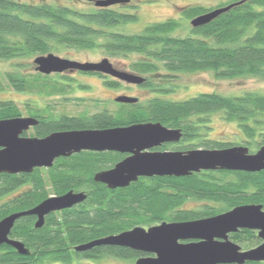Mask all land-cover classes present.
Instances as JSON below:
<instances>
[{"label": "trees", "instance_id": "obj_1", "mask_svg": "<svg viewBox=\"0 0 264 264\" xmlns=\"http://www.w3.org/2000/svg\"><path fill=\"white\" fill-rule=\"evenodd\" d=\"M132 2L117 6L133 11L138 6ZM240 2L244 3L209 25L198 29L191 26L190 35L180 37L176 34L180 27L176 19L150 24L136 34L117 32L116 28L139 20L136 11H118L117 6H95L94 10L84 12L66 4L36 5L0 0V60L46 56L57 45L72 50H102L110 57L135 56L131 65L133 71L141 75L162 74L164 79L203 71H212L221 79H264V0H231L216 9ZM216 9L194 6L184 15L194 19ZM6 78L19 93L39 92L45 88L51 89L52 94L67 95L76 87L71 79H65L64 83L41 74L30 78L18 70L7 73ZM117 81L107 82L106 86L118 88L120 81ZM143 86L151 88L156 95L146 103H117L120 110L113 115L103 111L81 117H39L33 137L153 122L182 130V142L194 143L204 136L203 130L210 129L209 117L223 113L225 120L236 123L248 139L246 144L251 153L264 147V96L247 93L226 97L205 93L171 101L164 98L168 87L156 86L148 78ZM12 104L0 102V120L22 117ZM214 146L211 150L235 147L221 143ZM125 158L114 152H82L59 159L52 169H36L30 175H0V221L11 214L33 209L50 198L46 190L49 185L55 196L70 191L88 195L83 204L47 217L41 229L35 228V217L19 220L11 238L23 242L30 256L23 257L12 247L3 245L0 246V264H74L77 259L98 261L104 257L137 260L143 255L130 249L100 247L77 253L75 247L136 227L208 219L245 205L264 208V171L141 178L128 188L116 190L94 181L96 174L114 168ZM189 203H196L198 207L188 209ZM231 239L243 249H252L261 243L253 231L234 234Z\"/></svg>", "mask_w": 264, "mask_h": 264}, {"label": "water", "instance_id": "obj_2", "mask_svg": "<svg viewBox=\"0 0 264 264\" xmlns=\"http://www.w3.org/2000/svg\"><path fill=\"white\" fill-rule=\"evenodd\" d=\"M98 8L128 4L130 0H90ZM244 2L234 3L198 16L191 26L198 29L209 25L223 14ZM36 71L44 76L81 72L110 76L129 85L142 86L146 79L114 67L109 59L99 63H80L49 54L34 60ZM118 104L135 105L138 98L119 96ZM40 123L36 118L0 120V175H30L36 169H52L61 158L82 152H114L126 158L114 168L95 175L94 181L111 190L128 188L141 178H185L202 172L264 171V147L251 154L245 146L224 150L159 151L164 146L182 142L183 132L162 123H140L105 130L55 132L45 138L25 137ZM88 198L85 192L70 191L53 196L33 209L11 214L0 221V246L7 245L23 257L30 251L11 234L22 218L35 217V228L45 226L54 213L71 210ZM240 230L258 232L261 244L249 251L230 239ZM100 247H119L140 253L135 264H247L264 263V208L245 205L208 219L185 223H162L145 229L136 227L118 235L97 239L75 247L84 253Z\"/></svg>", "mask_w": 264, "mask_h": 264}, {"label": "rangeland", "instance_id": "obj_3", "mask_svg": "<svg viewBox=\"0 0 264 264\" xmlns=\"http://www.w3.org/2000/svg\"><path fill=\"white\" fill-rule=\"evenodd\" d=\"M15 2H24L29 4H66L78 11L89 12L94 10L95 4L89 0H12ZM231 0H133L132 4L138 8L127 10L125 7L117 6L115 9L122 12L136 11L139 20L136 23L127 24L116 28L115 31L127 34H136L144 30L150 24L176 19L180 24L176 34L180 37H186L191 33V21L184 15L185 11L194 6H203L207 9H216L225 6ZM55 49L50 54L57 57L68 59L80 63H99L104 59H109L114 67L120 71L149 79L152 83L169 88L164 98L171 101H182L205 93H217L226 97H238L247 93H254L264 96V79L260 78H236L221 79L212 71L195 72L181 74L179 78L164 79L162 74L141 75L131 68L135 56L110 57L102 50L82 51L72 50L55 45ZM40 55L32 57H22L13 60H0V102H13L12 106L19 110L24 118L39 117H81L94 115L99 112L107 111L114 114L120 110L115 102L119 96H129L138 98L140 103H146L156 95L151 88L146 86L129 85L119 82V87L112 89L106 86L107 82L116 81L110 76L85 75L81 72H68L64 74H52L50 77L54 81L66 82L65 79H71L74 87L67 95H57L50 93L51 89H45L31 93L17 92L7 81L6 74L18 70L23 75L30 78L36 77L39 73L36 71L34 60ZM47 56V55H46ZM164 72V71H163ZM118 82V81H117ZM174 90V91H172ZM171 91V92H170ZM52 92V91H51ZM170 92V93H169ZM51 94V95H50ZM211 126L209 130L202 131V138L191 142H180L176 145H168L163 151H189L196 149L211 150L215 143L229 144L233 146H249L246 144L248 139L241 133L236 123L225 120L223 113L214 114L209 117ZM27 137L34 136V129L25 134ZM24 135V136H25ZM247 139V140H246ZM197 145V146H195ZM161 148V149H162ZM183 149V150H179ZM250 149V148H249ZM259 149H255L256 153ZM254 154V153H251ZM47 170V169H46ZM46 178V175H44ZM49 197L55 196L52 188L47 187ZM198 207L196 203H189L188 209ZM149 229V227H143ZM136 260H118L112 257H104L98 261L75 260L74 264H135Z\"/></svg>", "mask_w": 264, "mask_h": 264}, {"label": "flooded vegetation", "instance_id": "obj_4", "mask_svg": "<svg viewBox=\"0 0 264 264\" xmlns=\"http://www.w3.org/2000/svg\"><path fill=\"white\" fill-rule=\"evenodd\" d=\"M17 1H18V0H17ZM21 1H24V0H21ZM18 2H19V1H18ZM89 2H92V1L89 0ZM19 3H24V2H19ZM92 3H93V2H92ZM243 231H249V230H240L237 234H239V233H241V232H243ZM253 232H254V231H253ZM255 233L258 235V232H255ZM233 235H234V234H232V235L230 236V239L232 238ZM231 240H232V239H231ZM232 241H233V240H232ZM261 243H262V242H261ZM261 243H260V244H261ZM260 244H259V245H260ZM259 245H258V246H259ZM239 246H240V245H239ZM258 246H257V247H258ZM241 248H242L243 251H249V250H251V249H243L242 246H241ZM255 248H256V247H255ZM252 249H254V248H252ZM142 257H143V256H142ZM247 264H264V263H247Z\"/></svg>", "mask_w": 264, "mask_h": 264}]
</instances>
